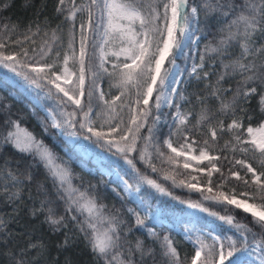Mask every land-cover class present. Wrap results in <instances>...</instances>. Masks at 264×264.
Here are the masks:
<instances>
[{
	"label": "snow or ice",
	"instance_id": "6c2138e0",
	"mask_svg": "<svg viewBox=\"0 0 264 264\" xmlns=\"http://www.w3.org/2000/svg\"><path fill=\"white\" fill-rule=\"evenodd\" d=\"M55 10L59 14L67 11L64 19L73 22L72 29L77 27L74 23L77 13L87 12V19L82 20L78 26V50L74 46L76 37L71 29L67 50L54 51L53 46L46 40L38 53L35 48L32 49L39 59L35 56L29 57V49L23 47L21 40L11 41L19 46V51H15L9 49L6 38H0V68L13 74L6 77L4 82H11L14 87L29 93L35 92L34 103L45 110L51 127L59 129L62 134L67 131L68 135L77 139L82 137L116 158L113 164H109L110 157L96 154L99 165L108 167L110 174L115 171L120 181L118 186H122L129 197H134L136 207L127 208V214L134 219L138 229L146 228V220L157 219L165 213V208L160 202H153L152 192L142 194V189L146 186L160 195H172L147 171H142L137 166L138 162L142 163L145 169L156 173L161 170L153 162L154 158L178 167L180 158L183 157L185 170L192 167L190 161H197V164L207 161L209 167H196L194 171L206 172L208 185L212 183L214 172L220 173L222 177L215 186L217 189L224 188L232 178L249 187L255 185L258 197H249L246 191L237 193L235 186L231 188L230 193L217 191L215 195H203V190L198 186L199 177L191 176V180L177 181L176 175L179 173L164 174V179L171 180L173 186L201 191L204 200H211L220 205H233L249 214L251 218L250 223L242 222L233 214L221 216L217 212H210V215L217 216L228 225L233 234L214 235L209 232L207 238L211 243H207L204 234L192 239L186 231V239L194 247L191 264H216V257L218 264H246L245 257L251 258L253 254L256 259L252 260L251 264H264V170L258 171L247 159L233 158L232 167L228 168V175H225L215 163L221 157L210 154L212 144L208 139L203 141L199 154L192 155L196 141H189L188 133L192 129L187 127L188 118L192 114L182 112L181 105L173 103L177 96L180 100L186 99L177 87L183 83L180 79L183 71L179 64L181 57L187 58L186 49L191 51L195 48L199 62L194 60L191 68L187 70L189 78L199 82L211 75L217 76L215 84L205 85V88L209 89L207 95L196 97L202 105L197 124L209 120L204 109L209 97L216 98L220 101L219 111L225 116L231 113L232 119L226 126L223 120H220L216 127L209 124L211 140L216 141L218 131L232 133L235 143L229 147L230 142H226L224 148L233 153L239 151L245 156L251 153L253 157L260 159L261 168H264V120L255 128L249 124L245 129L247 138H244V132H241L244 128V117H236L237 109L241 113L247 112L243 105L253 97H259L260 109L264 112V43L258 42L264 40V0H90L86 7L77 4L76 0H58ZM210 20H214L219 26V39L215 46L209 42L205 44L203 51H199L202 37L208 34L200 25L203 23L210 30ZM35 27L36 31L32 32L29 26L27 31L31 35L24 37L33 44L35 41L32 40V35L40 31L39 24ZM2 30L10 33L15 28H9L5 24ZM52 39H59L55 30ZM114 45H119L118 50H113ZM235 47H239V54L225 62L223 57L230 56L229 50ZM89 48L92 49L91 54ZM210 54H216V58H220L222 71L205 70L208 60L215 64L216 58ZM52 55L55 58L49 60ZM109 56L116 58L111 64V71L105 67ZM101 73L116 78V83L112 86L120 90L119 95L105 99L106 94L99 85ZM236 76L240 79L231 101L227 102L224 93L231 89L223 88L221 81ZM42 96L53 101L51 108H45L41 103ZM94 97L103 102L104 110L94 111ZM153 106L157 111L163 106L176 108L173 120L177 127L169 131L162 143L155 127L160 120L159 116L153 118L152 126L147 128V135L141 134L147 118L152 115ZM8 107L0 108V116H3L0 121V144H10L19 153L31 155L34 160L43 163L53 181L57 197L64 202V214L58 215L52 206L55 202L48 199L47 193L43 192L45 199L40 200L39 207L30 209L32 217L44 215L43 223L47 224L53 233L65 230L64 239L58 247H70L79 233L83 235L98 262L147 264L151 258L155 264L156 250L153 247L139 237L134 245L127 239V233L121 227L125 221L121 219L119 210L116 214H108L105 211L107 206L99 203L94 194L95 185L89 183L83 190L74 186L71 170L57 163V157L43 141L37 140L32 133L22 129L19 120H14L8 113ZM125 107L130 113L127 123L121 116ZM247 119L251 121L252 116L248 115ZM42 127L45 132L48 131V126L43 122ZM175 135H180L183 141L176 142V146L172 139ZM84 147L89 152L92 151L87 146ZM165 148L168 151H164ZM224 159L227 160V156ZM120 161L127 166L123 176L116 170L121 167ZM236 166H239V169L233 170ZM241 170L244 171L243 176ZM7 175L14 188L25 181L33 180L30 171L9 170ZM42 188V185L38 186V194H41ZM5 191L8 189L5 188ZM207 191L211 193L213 188L209 186ZM257 198L259 203L255 202ZM8 199L12 203L19 200L20 190L17 188L9 192ZM250 199L253 202H249ZM180 203L185 201L181 200ZM188 206L209 212V209L199 202H189ZM85 212L87 215L81 220L79 217ZM11 219L13 217L6 220L0 216V244L7 245L10 239L6 230ZM244 219L248 220V217ZM98 224L106 226L101 228ZM146 232L148 237L159 242L165 264H183L180 253L169 236L161 238L152 228H146ZM42 247V244L30 242L27 248L20 250V258L12 254L11 264H26L23 257L28 249Z\"/></svg>",
	"mask_w": 264,
	"mask_h": 264
},
{
	"label": "trees",
	"instance_id": "16d2710c",
	"mask_svg": "<svg viewBox=\"0 0 264 264\" xmlns=\"http://www.w3.org/2000/svg\"><path fill=\"white\" fill-rule=\"evenodd\" d=\"M77 4H83L85 7L90 0H76ZM58 0H0V38H6V42H9V49L19 51V46L11 43L17 39L23 42V47L29 49V57L35 56L39 59V56L32 51L33 48L39 52V49L44 45V41H48L49 44L53 46L54 51L60 50L63 52L67 50L68 41L70 39V29L75 33V43L79 36L78 26L82 20H86V13H77V17L74 21L77 26L72 29V21H67L64 17L67 15V11L63 14L56 12V6ZM7 5V7H5ZM201 19H203L201 17ZM8 25L9 28H15L13 32H6L2 30L3 25ZM36 24L40 25V31L36 35H32V40L35 41L33 44L31 41L25 40V35H31L27 31L29 26L32 28V32L36 31ZM209 27L205 26L203 23L200 25L201 28L205 30L208 34L203 36L199 43V51H203L205 44L211 42L213 46L217 43L219 39L217 35V28L219 27L214 20L208 22ZM59 26V27H58ZM53 30H55L56 36L59 39L53 41ZM47 33V35H45ZM259 43H264V40H258ZM231 52L230 56H224L225 62L234 59L240 52L239 47H235L229 50ZM187 58L184 60L181 57V64L190 62H199V56L197 50L194 52L188 51ZM216 58V54H210ZM49 57V60L51 57ZM122 60V59H121ZM259 63V61H258ZM188 65V64H186ZM111 71V64L105 65ZM205 70L210 72L222 71L220 68V58L215 59V64L211 60H208L205 65ZM102 78L99 80L101 89L104 91L105 99H111L113 96L120 94V90L113 87L116 83L115 77H109L106 73H101ZM217 76L211 75L209 78L203 81H196L195 79H190L188 76V71L185 69L183 71V76L181 80L182 84L178 85V90L183 93L186 99L180 100L179 97H175L173 103H179L181 105L182 112H190L192 115L189 116L188 128L192 129L189 135V141L195 140V149L199 150L203 146V141L208 139L212 144V148L209 150L214 156H220L219 161H215L218 167L225 175H228V168L232 167L233 158L235 159H247L252 163L253 167L257 168L258 171L264 170L261 168L260 159L253 157L251 153L247 156L240 153L239 151L233 153L228 148H224L226 142H230L229 147L232 143V133L225 131L220 133L218 131V136L216 141L211 140L210 133L208 132V126L211 124L212 127H216L220 120H223L225 126L231 122L232 116L229 113L227 116L222 114L220 109V101L214 97H209L206 104L207 114L209 116L208 121H203L197 124V119L202 112V105L197 96L207 95L209 89L205 88L208 83L215 84ZM239 76L233 78H226L225 81H221V86L225 89H231L224 93V98L227 102H230L233 96V92L237 87V81ZM1 81V77H0ZM90 82L86 81V84ZM98 96V93L96 94ZM127 103V98H125ZM119 103V102H118ZM150 102V105L153 104ZM94 111H102L105 106L102 101H98L96 97L93 98ZM98 105V107H97ZM4 106H9L7 111L11 114L14 120H19L20 127L32 133L37 140L43 141V143L52 150V152L57 157V163L64 165L71 170L74 177L72 184L74 186L80 187L81 190L86 188L89 183L95 185V195L97 196L98 202L106 205V212L108 214H116L119 210V215L121 219L125 221L121 225L124 232L127 233V239L134 245L137 237L145 240L146 244L153 247L156 250L155 264H165L164 258L161 255L160 245L158 241H154L153 238L147 236L146 228H152L156 233L159 234L161 238L167 235L169 236L174 246H176L178 252L180 253L181 260L183 264H191V258L194 254V248L189 241H187L184 235L175 230L173 226H178L181 230L188 232L192 238H196L197 235L202 234L199 229L205 228L206 219L210 218L216 224L221 234L232 235V231L229 226L223 221L219 220L217 216H212L210 212H217L219 215H235L236 219L242 222L250 223V215L243 212L242 209H237L233 205H220L216 204L211 200H204L203 195H215L217 191H224L230 193L233 186L236 187V192H248L249 197L257 196L256 186L251 187L243 185L240 182L235 181L234 178L230 179L228 184L222 188L217 189L215 186L222 179L220 173H213L211 180V185L207 184L208 176L205 173H198L194 170L183 169V165L179 164L178 167L169 165L167 163H162L161 160L155 159L153 162L156 164L157 168L161 171L152 173L150 169H145L142 163L137 164V166L142 171H147L148 174L161 183L168 191L172 193L169 195H160L154 190L148 189L146 186L142 189V194L148 191L152 192L153 202H160L165 208V213L162 215L166 218L172 226H167L166 224L157 225L153 223L150 219L145 221L146 228L138 229L135 225L134 219H131L127 214V208L136 207L135 201H133L122 189L121 186L116 181L111 180L105 174H103L98 167L89 160L81 158L76 155L75 152L65 143L60 136L57 135L55 128L51 127V122L47 119V116L37 107L31 106L25 101L15 98L10 94V89L8 86L0 84V108ZM243 107L247 109V112L241 113L237 109L236 117H244V128L251 124L257 125L262 120H264V112L260 109L259 97H253L248 103L244 104ZM176 108L174 106L165 107L162 112L156 111L155 107H152V115L147 118V123L144 128L141 129L142 135H147V128L152 126L153 114L161 115L163 118L168 119L171 113ZM120 111V109H117ZM129 110L127 107L121 112L125 123L129 119ZM251 115L252 120L249 121L247 116ZM3 120V116H0V121ZM42 122L44 125L48 126V131H44L42 127ZM196 125V127H193ZM157 136L162 139L168 135L170 130H174L177 127V123L174 122L169 125L168 121H162L156 126ZM244 128L241 132H244ZM15 130V129H13ZM245 137V132H244ZM174 145L176 142H183L180 135H175L172 137ZM90 142V141H88ZM139 143V142H138ZM103 150V149H102ZM104 151V150H103ZM164 151H168L166 148ZM105 152V151H104ZM107 153V152H106ZM110 160L109 164H113L116 160L112 157L110 153H107ZM135 155V153L133 154ZM227 156V160L224 157ZM121 167L119 169H124L123 161H120ZM196 167L207 168L209 167L208 162H202L197 164ZM239 169V166L233 168V170ZM18 171L25 172L30 171L33 180L31 182L25 181L23 184H19L16 188L13 187V182L7 175L8 171ZM179 173L176 175L177 181L181 179L190 180L191 176L199 177V183L203 186V195L201 191L189 190L187 187L173 186L171 180H165V173ZM241 175H244V171L241 170ZM128 178V177H127ZM131 182V181H130ZM42 185L43 188L40 189L38 194V186ZM211 186L213 191L209 193L206 187ZM5 188L8 191H5ZM20 190V199L12 203L8 199L9 192ZM43 192L47 193V198L53 200L55 203L52 205L58 215L64 214V202L60 200L56 195V189L53 187V181L44 167V164L38 160H34L31 155L21 154L16 149H14L10 144H0V216H3L6 220L9 217L13 219L9 220L7 230L10 234V239L7 245L0 244V263L1 264H11L12 254H15L16 258H20V250L27 248L28 244H42L43 247L39 249H28L27 253L24 255L26 264H103L102 261H97L90 251V247L83 238L82 234L77 233L70 247L60 248V245L64 239L65 230L53 233L49 226L43 223L44 215H38L32 217L30 214V209L32 207H39L40 200L45 199ZM31 196V199H29ZM177 197L178 199H174ZM183 200L185 203H180ZM251 200V199H250ZM252 201V200H251ZM189 202H199L203 207L209 209V212H204L200 208H191L188 206ZM259 203V199L256 201ZM14 208L16 211L14 212ZM226 208L228 211H226ZM139 210V209H138ZM87 212L81 215L79 218L83 220ZM143 215V213H142ZM248 220H245V217ZM104 224H98V227H105ZM129 229H131L129 231ZM71 235V233H69ZM205 239L207 243H211V240ZM187 257V259H185ZM203 258V256H202ZM82 259L86 260L81 262ZM256 259V255L253 254L251 258L245 257V261L251 263L252 260ZM216 262V258H215ZM147 264H153V260L150 258ZM199 264V262H198ZM217 264V263H216Z\"/></svg>",
	"mask_w": 264,
	"mask_h": 264
},
{
	"label": "rangeland",
	"instance_id": "374dc122",
	"mask_svg": "<svg viewBox=\"0 0 264 264\" xmlns=\"http://www.w3.org/2000/svg\"><path fill=\"white\" fill-rule=\"evenodd\" d=\"M87 13V12H86ZM86 19H87V17H86ZM96 19V17L94 16V20ZM76 47H77V50H78V48H79V38L77 39V43H76ZM118 47H119V45H114L113 46V50H118ZM187 50V49H186ZM194 50V49H193ZM92 52V49L91 48H89V53H91ZM55 57L53 56L51 59H54ZM184 58V60H186V58L185 57H183ZM50 59V60H51ZM109 62L106 64V65H108V64H112V62H114L115 61V57H112V56H109ZM120 59H123V57H121ZM96 63H98V61H96ZM186 64H188V65H186ZM192 64H193V62H190V63H185V64H179V67H180V69L183 71V70H185V69H190L191 68V66H192ZM13 74H11V73H8L7 72V70L6 69H3V68H0V76H1V81H0V84L1 85H5V86H8V87H10L11 88V93L14 95V96H16V97H19V98H21V99H24V100H26V101H28L31 105H33V106H36V107H39V106H37L35 103H34V100H33V97L35 96V92H32V93H29V92H26V91H24V90H21V89H18V88H16V87H14L13 85H12V83L11 82H8V83H5L4 82V80H5V78L6 77H8V76H12ZM48 101H50L49 99H46V98H43V96L41 97V103L45 106V108H51L50 106H53V104H51V103H47ZM48 104V105H47ZM163 107H165V106H163ZM162 107V108H163ZM39 108H41V107H39ZM161 108V109H162ZM42 109V108H41ZM160 109V110H161ZM43 111H44V113L46 114V112H45V110L44 109H42ZM175 113H176V110L172 113V115H171V118H170V122H173L174 120H173V117H174V115H175ZM47 115V114H46ZM260 124V123H259ZM258 124V125H259ZM258 125H255V126H252V127H257ZM247 127H245V129H246ZM245 129H244V132H245V137L244 138H247V133H246V131H245ZM56 131H57V133L62 137V139L71 147V150L74 152H76L78 155H80L82 158H84V159H86V160H90V161H92L93 163H95L97 166H98V168L105 174V175H107L110 179H112V180H114V181H116L118 184H120V181L118 180V178H117V175L115 174V171H112L111 172V174H110V169L108 168V167H101L100 165H99V163H98V161H97V159H96V154H102L104 157H108V155L105 153V152H103V151H101V150H99V149H97L96 147H94L92 144H89V143H87L86 141H84L82 138H79V139H77L75 136H70V135H68L67 134V131L65 132V133H61V131L59 130V129H56ZM84 146H87V148L88 149H91L92 151L91 152H89ZM193 148L195 149V146L193 145ZM192 155H198L199 154V150H196L195 149V151L194 152H192L191 153ZM211 154V153H210ZM211 155H213V154H211ZM180 162H181V164L183 165V162H184V158L183 157H181L180 158ZM203 162H206V161H203ZM190 163H191V165H192V167L191 168H189L190 170H194L195 168H196V165H197V161H190ZM113 167H115L114 165H113ZM127 169V166L126 167H124V169H116V170H118L119 172H120V175L121 176H123L124 175V171ZM126 179H127V177H125ZM191 180V179H190ZM192 183H196V181H191ZM198 186L202 189L203 188V186L199 183L198 184ZM122 187V186H121ZM123 189V188H122ZM206 189H207V187H206ZM131 199H133L134 200V197H130ZM238 198H244V197H240V196H238ZM135 201V200H134ZM249 202H253V201H251V200H249ZM153 223H155V224H158V225H160V224H168V225H171L170 224V222L166 219V218H164L163 216H161V217H159V218H157V219H150ZM175 228L178 230V231H181V233L184 235V237L186 238V231L185 230H181L178 226H175ZM199 232H201L202 234H204V235H206L207 236V234L209 233V232H211L212 234H221V232H220V230L218 229V227L216 226V224L213 222V220H211L210 218H207L206 219V224H205V228H201V229H199ZM187 234H188V232H187ZM189 235V234H188ZM192 239H195V238H192ZM187 241H189L188 239H186ZM190 242V241H189ZM191 245H192V243H191ZM193 246V245H192ZM194 248V247H193ZM0 256H1V254H0ZM194 256V255H193ZM202 256H203V254H202ZM85 262L86 263V260L85 259H82L81 260V262ZM216 262L218 263V257H216ZM1 264V263H0ZM246 264H250V263H247L246 262Z\"/></svg>",
	"mask_w": 264,
	"mask_h": 264
}]
</instances>
